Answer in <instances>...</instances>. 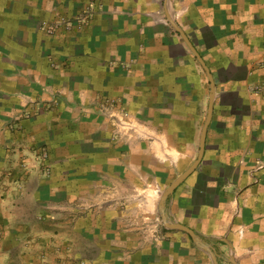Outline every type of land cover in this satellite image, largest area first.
Masks as SVG:
<instances>
[{
	"label": "crops",
	"instance_id": "obj_1",
	"mask_svg": "<svg viewBox=\"0 0 264 264\" xmlns=\"http://www.w3.org/2000/svg\"><path fill=\"white\" fill-rule=\"evenodd\" d=\"M169 17L166 213L264 264V0H0V264H215L157 221Z\"/></svg>",
	"mask_w": 264,
	"mask_h": 264
},
{
	"label": "water",
	"instance_id": "obj_2",
	"mask_svg": "<svg viewBox=\"0 0 264 264\" xmlns=\"http://www.w3.org/2000/svg\"><path fill=\"white\" fill-rule=\"evenodd\" d=\"M168 19L171 22V24L174 26V28L181 34V36L187 42L190 49L193 51L195 56L199 59V61L203 65L204 69L206 70V72L209 76L210 82H211V91H210V95H209L210 101H209V107H208V114H207L206 122L204 124L202 134H201V139H200V150H199L198 157L195 160V162L187 170H185L180 176H178L166 188V190L162 193L161 198L159 200V204H158L159 212L161 214L163 224L166 228L172 229V230H175V229L183 230V231L187 232L195 240V242L198 246H200L201 248H204L205 250H207L211 253L215 264H219L217 261L218 255L215 254L209 246H207L199 238H197L196 234L194 233V231L192 229H190L189 227H187L185 225L172 222L171 219L169 218L168 214L166 213V203H167L169 196L174 192V190L177 188V186H179L192 172H194V170L197 168L200 161L202 160L204 150H205L206 133H207L208 125L210 124L211 119H212V114H213V109H214V99H215V83H214L213 77H212L208 67L206 66L205 62L203 61L202 57L199 55V53L197 52L195 47L188 40L186 34L179 28V26L176 24L175 21H173L170 17Z\"/></svg>",
	"mask_w": 264,
	"mask_h": 264
},
{
	"label": "rangeland",
	"instance_id": "obj_3",
	"mask_svg": "<svg viewBox=\"0 0 264 264\" xmlns=\"http://www.w3.org/2000/svg\"><path fill=\"white\" fill-rule=\"evenodd\" d=\"M79 18H77V19H74V20H79V21H82V17L81 16H78ZM48 27V26H47ZM46 27V28H47ZM128 120V119H127ZM123 121H125V120H123ZM124 122H121V126H126V127H128L127 125H122ZM130 127H132L133 128V130H127V131H123V129H122V127H117L116 126V124L114 123V128L116 129V135L117 136H120V131L122 132V134L121 135H124V134H126V136H129V135H131L133 132H134V127L133 126H130ZM118 131V132H117ZM142 138H145V139H148V137H145L144 135L142 136ZM172 175V174H171ZM159 193V188H157V190H156V192H155V194H158ZM144 198V197H143ZM160 200V197L158 198V201ZM158 222H159V224L161 223V224H163L162 223V219L160 218V220H157ZM158 228H159V226H158ZM44 263H46L45 261H44Z\"/></svg>",
	"mask_w": 264,
	"mask_h": 264
},
{
	"label": "built area",
	"instance_id": "obj_4",
	"mask_svg": "<svg viewBox=\"0 0 264 264\" xmlns=\"http://www.w3.org/2000/svg\"><path fill=\"white\" fill-rule=\"evenodd\" d=\"M114 103L115 102H109L111 107H114L116 105ZM117 112L120 114V116H122V118L120 119L118 116H115V118H116V121H115L116 126L117 127H122L123 131L133 130V128L130 127V123L129 122L123 121V120H125V117L127 116L126 111L125 110H118ZM121 122H124L122 125H127L128 127L121 126Z\"/></svg>",
	"mask_w": 264,
	"mask_h": 264
}]
</instances>
